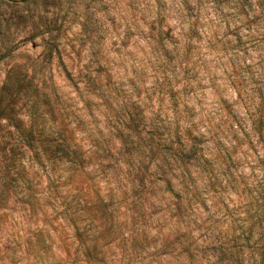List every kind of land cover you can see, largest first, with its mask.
I'll return each mask as SVG.
<instances>
[{"label":"rangeland","instance_id":"obj_1","mask_svg":"<svg viewBox=\"0 0 264 264\" xmlns=\"http://www.w3.org/2000/svg\"><path fill=\"white\" fill-rule=\"evenodd\" d=\"M22 129L85 170L54 188L25 154L1 249L78 232L117 264H227L264 226V0H0V190Z\"/></svg>","mask_w":264,"mask_h":264},{"label":"trees","instance_id":"obj_2","mask_svg":"<svg viewBox=\"0 0 264 264\" xmlns=\"http://www.w3.org/2000/svg\"><path fill=\"white\" fill-rule=\"evenodd\" d=\"M9 119L14 129L19 130V123H14L13 118ZM20 140L23 145L22 151L15 152L12 150L9 155L5 156L6 161L9 163L6 168L7 175L5 176L8 181H5V184L9 188L8 190L2 188L0 196L5 195L7 191H11L14 196H21V200L25 199V203L28 206L31 205L28 201L29 197L33 196L30 182L34 181L37 174H30L27 170L28 166L21 165V158H24L23 156L27 153L32 155L33 160L38 161L40 168L46 174L48 186H53L54 188L64 186L63 184L60 185L62 177L68 180L70 176L79 175L85 170L82 165L81 153L68 146L59 145L54 138H40L32 132L22 129ZM2 157L0 154V163ZM184 158H189V156H184ZM54 161L57 163L62 162L65 165L64 168H57ZM160 170L162 171V169ZM58 172L59 174H57ZM67 174H69V177L64 176ZM34 196H37V193ZM6 206L7 204L0 206V208H6ZM69 208V205L64 208L65 219H68V215H74L71 212V214H68ZM103 235V238H107L109 233L107 232ZM254 235H256L255 238ZM90 236L91 240H93V235L87 236L75 232L71 237L80 241V245L74 247L65 244L58 248L49 247L40 242H33L28 238L25 245L7 246L3 249L0 247V264H117L115 259L109 254L110 246L108 244H86L84 242ZM34 237L40 241L42 232ZM215 251L218 259L227 264H243L244 251L253 252L256 259L251 261V264H264V226L260 232L251 233L247 237L242 238V242L220 244L215 248ZM189 259H191V255H189Z\"/></svg>","mask_w":264,"mask_h":264}]
</instances>
